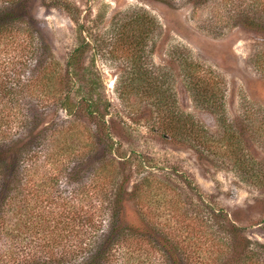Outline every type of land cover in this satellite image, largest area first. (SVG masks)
<instances>
[{"label": "rangeland", "instance_id": "1", "mask_svg": "<svg viewBox=\"0 0 264 264\" xmlns=\"http://www.w3.org/2000/svg\"><path fill=\"white\" fill-rule=\"evenodd\" d=\"M20 2L44 35L42 65L50 63L55 77L53 95L20 101L37 108L29 126L44 120L32 133L17 124L9 134L18 147L30 143L40 156V150L50 154L52 163L63 146V174L52 191L71 201L74 208L64 200L63 208L75 215L63 230V245L83 238L96 246L119 198L124 221L152 219L154 228L169 233L174 244L168 247L180 264L186 256L192 264H242L245 248L264 245V0ZM80 45L83 52L70 65ZM191 64L214 87L220 109L195 97ZM163 90L174 103L169 110L203 128L211 147L167 130L170 112L159 109L156 93ZM85 100L96 101L102 122L89 116ZM107 134L104 153L100 140ZM108 162V178L92 175ZM145 177L160 188L161 203L139 201L135 187ZM81 212L94 221L82 225ZM195 214L211 221L223 245L201 233L191 237ZM110 253V264H167L147 241L134 239ZM262 254L257 262L263 264Z\"/></svg>", "mask_w": 264, "mask_h": 264}, {"label": "trees", "instance_id": "2", "mask_svg": "<svg viewBox=\"0 0 264 264\" xmlns=\"http://www.w3.org/2000/svg\"><path fill=\"white\" fill-rule=\"evenodd\" d=\"M82 52L81 45L75 47L70 53L68 63L74 65ZM47 54L48 47L44 35L36 28L28 10L23 8L20 0H0V264H110L114 256L110 253L111 248L121 246L123 243H131L134 239L137 242L147 241L159 249L165 263L180 264L168 247L170 243L174 244L169 233L163 232L164 228H154L155 221L152 219L143 218L138 225L124 221L120 198L116 199L115 211L109 220L108 229L102 238L98 239L96 246L90 247L91 242H86L83 238L76 244L63 245V230L66 227L68 229L75 217L71 201L52 191L53 183H56L63 174V164H59L60 157L63 161V146L59 152L60 157L56 160L57 163H52L49 161L50 154L40 150L43 151V155L40 156L37 151L31 149L30 143L18 147L14 139H11L12 134H9L17 124L32 133L44 120L41 116L36 126H29L28 123L37 115V108H25L20 101L25 97L38 95V99L42 102L53 95L51 86L55 72L50 70V63L42 65L47 59ZM32 60L34 64L31 66ZM261 63L259 59L258 64ZM190 66L189 78L193 83L192 91L195 97L210 105L216 103L217 92L213 91L214 87H211L203 77L196 76V72L199 71L197 65ZM146 90L150 95L155 91ZM156 93H158L159 109L170 112L168 120L174 121L173 125L169 121L166 125L170 133L184 140H195L204 147L212 146V139L195 121L182 119L177 113L174 114L169 110L174 103L169 100V95H166L164 90ZM65 99V105H70L69 94ZM86 104L89 116L97 117L102 122L103 118L96 101L91 100ZM214 107L220 109L221 106L216 103ZM30 135L32 137V134ZM109 139H111L110 135L107 134L100 140L104 153L110 148ZM218 146H220L219 142ZM232 150H227L226 153L230 154ZM48 163L51 165L46 168L45 164ZM109 166V162L105 163L95 169L92 175L108 178L111 173ZM147 178H143L135 187L139 201L142 202L143 197L144 201L161 203L163 196L160 188L148 183ZM49 183H52V188L48 187ZM63 200L66 205L72 204L68 206L72 208L65 206L63 208ZM58 206H61L62 210L57 211ZM174 207L180 210L178 201L175 202ZM36 208H40L39 214L37 213L39 219L34 220L32 215L33 212L38 211L35 210ZM84 213L85 216L81 212L82 225L89 220L94 221L90 214ZM191 219L195 221L193 223L195 226H192V223L188 224L189 230L193 232L191 237L198 239L196 234L201 233L205 240H209L212 244H224L222 241L224 237L208 224L211 222L209 219L205 220L198 214ZM258 247L262 249L254 246L245 248L242 264H262L257 262V256L263 255L264 245ZM223 254L224 249L219 256H224ZM183 264H192L188 256L185 257Z\"/></svg>", "mask_w": 264, "mask_h": 264}]
</instances>
